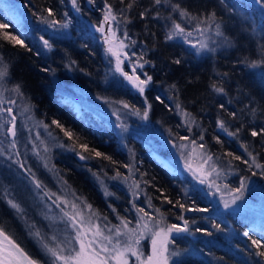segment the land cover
I'll return each instance as SVG.
<instances>
[{"label": "trees", "instance_id": "obj_1", "mask_svg": "<svg viewBox=\"0 0 264 264\" xmlns=\"http://www.w3.org/2000/svg\"><path fill=\"white\" fill-rule=\"evenodd\" d=\"M11 2L18 6L23 26L19 28L14 23L1 3L0 23L7 24L8 28L3 31L19 36L27 48L14 46L4 38L3 31H0V56L10 66L11 73L6 87L19 83L25 97L30 98V103L34 105L31 113L34 118L49 125L52 120L60 121L80 138L77 147L80 142L87 143L90 148L110 156L115 161L112 163L95 157L78 161L79 156L73 151L68 156L59 152L55 159L64 181L76 189L99 213L111 216L106 203L112 202L117 212L121 210L120 205H125L123 202H126V190L118 177H113H116L117 172L123 177L126 176L129 169L124 165H130L129 154L107 129L91 123L94 119L90 120L89 112L82 109V115L75 113L72 103L64 100L57 88V75L65 83L82 87L108 104H128L127 109L134 114L136 109L142 113L150 104L149 117L144 120L150 125V129L158 127L167 139L188 137L186 140H194L198 145L203 143L205 151L212 156L213 163L221 170L225 185L234 190L244 181L247 190L245 195L250 200L257 201L260 196L263 198L264 175L261 173L264 169L256 168L252 164L248 152L256 157L257 163L264 164V135L251 136L253 129L264 127V77L261 75L264 68L250 69L238 63L244 57L257 59L259 45L264 44V11L253 0H171V3L180 4L194 14L206 15L214 10L217 17L222 18L217 22L234 46L218 48L215 53H197L182 37L165 41L166 25H170V21L165 18L172 12L170 4L154 5L153 0H135L132 9L128 10L127 4L130 0H124L123 3L121 0H107L112 6L113 14L117 16V21H120H112L111 27L116 36L128 45L125 49L130 55V61L134 65L137 57L144 53V59L152 62L145 64L142 69L137 67L136 73L143 78L145 72L153 77L143 95L123 87L119 78L109 74L110 63L105 49L93 31L107 10L105 0H94V3L77 0L80 11L76 13L70 7L71 0ZM48 9L52 10V15ZM145 9L148 11L142 18L140 14ZM157 11L160 12V17H156ZM124 16L130 22L124 23ZM172 18L188 30L194 28L193 24L182 20L178 12H172ZM44 20L66 22L68 27L63 28L60 23L50 26ZM254 26L256 30L253 33ZM125 31L128 33L127 39L124 38ZM208 35L210 46L213 39H221L212 32H208ZM44 40L49 41L51 49L44 47ZM176 58L181 59L180 65L172 63ZM44 68L50 71H42ZM218 73H228V76L221 77ZM221 81L226 94H217L209 87L212 82ZM173 84L178 91L170 88ZM8 93L4 91L3 95L7 96ZM157 96L164 100L163 104L156 99ZM177 102L195 117L199 127L193 125L192 130H188L184 117L175 107ZM220 104L225 105L226 111L220 109ZM246 105L248 108L257 109L255 117L249 114ZM233 111L237 113L235 119L228 115ZM130 116L128 114L129 119ZM218 119H223L230 131H235L241 125L243 127L237 137H230L217 127ZM131 123L134 124L132 121ZM49 131L60 143L66 146L73 144L54 125H51ZM200 135L204 136L203 140H200ZM215 137H219L220 143ZM128 144L133 150L135 176L142 183L143 195L151 198V204L167 216L169 224L183 225L184 220L188 221L189 230L185 232L186 236L177 239L176 246L181 249L180 256L170 264H264L260 257L250 255L255 249L251 247L248 237L241 235V231L245 230L252 239L264 242V209H259L264 203L260 202V206L252 207L244 213L225 211L204 215L198 211L182 210L178 204H184L186 209H190L207 208L209 203L185 194L186 186H190L192 191L197 189L159 163L151 154L152 147L142 139L130 133ZM242 144L247 146L248 152L241 147ZM229 152L240 156L241 160L226 155ZM58 157L64 159L69 166L60 163ZM244 160L249 163H244ZM33 162L37 164L35 160ZM249 164H252L251 168ZM93 173L114 194L109 197L108 202L102 196L101 183L99 186L91 178ZM202 186L207 190L206 183ZM164 197L171 200L172 204H168ZM8 209L6 204L0 205V224L5 226L9 235L25 252L38 256L33 244L30 245L31 249L27 248L16 236L10 234L11 229L19 237H25V240L29 237L22 227L10 220ZM180 216L184 219H178ZM257 220L260 224L256 223Z\"/></svg>", "mask_w": 264, "mask_h": 264}, {"label": "snow or ice", "instance_id": "obj_2", "mask_svg": "<svg viewBox=\"0 0 264 264\" xmlns=\"http://www.w3.org/2000/svg\"><path fill=\"white\" fill-rule=\"evenodd\" d=\"M89 3H94V0H88ZM124 0H121L123 3ZM154 5H162V4H170L172 12H178L179 17L194 25L193 31H189L182 23L177 22L176 19L172 18V12L168 14L165 18L170 21V25H166L167 31L165 33V41L174 40L177 37H183L186 43L192 45L193 48L197 49V52H212L215 53L218 48H230L233 47V42L230 38L225 36L224 32L221 30V24L217 21L222 19L217 17L216 12L210 11L206 15L194 14L187 8L181 7L180 4H173L171 0H153ZM262 11H264V0H253ZM72 7L76 11H80L77 0H71ZM135 4V0H130L127 4V9L131 10L133 5ZM105 8L107 9L104 12L103 21L96 28V31L105 33L107 31V35L104 36V42L108 45L107 52L116 58L115 71L119 72L125 80H127L132 87H134L141 95L144 94L145 88L153 81V77L148 75V73H143L144 79H141L140 75H137V67L143 68L145 64H151L152 62L144 59V53H141L140 56L137 57V61L134 63L132 68V73L124 71L122 68V64L124 61L121 59V54L127 57V53H124L123 50L128 47L124 43L123 39H120L116 36L115 30L109 26L107 30L104 25L110 24L112 21H117V16L113 14V9L110 4L105 0ZM50 15H52V10H47ZM148 10L145 9V12H141V17L145 16V13ZM123 14V13H121ZM67 15V13H65ZM156 17H160V12H156ZM43 22L49 23L50 26H54L57 23H60V26L63 28L68 27V23H61L59 21H48L44 20ZM124 23L130 22L127 16L123 18ZM8 28L7 24L0 23V31L6 30ZM255 26L252 28V32H255ZM193 32L199 33L201 36H204L208 32L214 33V36L217 38H221L219 40L213 39L212 45L208 43L206 40H198L196 43H192L191 39H189ZM4 38L11 41L14 46L19 45L20 47L27 48L24 41L19 38V36L12 35L7 31H3ZM124 38H128L127 31L124 32ZM43 39V38H41ZM135 44V41H132ZM44 47L51 49L52 45L49 41H43ZM29 51L31 49H28ZM135 55V53H133ZM73 64L75 61L72 62ZM173 64L180 65L182 63L180 58H176L172 60ZM238 63L243 64L245 67L250 69L264 68V44L259 45V53L257 59H249L248 57H244L242 60L238 61ZM42 71H50L48 68L42 69ZM10 66L4 61L3 57L0 56V113H6L10 116V119L5 123L9 125L6 128L7 135H10L13 139L7 144L5 147L3 142L0 141V156L7 155V159L12 160V154L9 150H14L17 147V130H16V116L13 115V107H4V104L8 105H16V99L11 97H5L3 95L4 91H8L14 93L16 97L21 100L29 101L22 105V113L28 114L27 118L32 119V110L34 105L30 103V98L25 97L22 87L19 83L14 84L10 89L6 87V82L10 78ZM221 77L228 76V73H218ZM262 77H264V73H261ZM209 87L213 92L217 94H226V89L221 82H212ZM172 90L178 91L176 85L173 84L170 86ZM156 99L163 104L164 100L161 99L160 96H157ZM172 99V97H169ZM178 100V98H177ZM125 108H128V104H124ZM176 109L179 114L184 117L185 126L189 131L192 130V126L197 125L195 117L192 116L191 113L184 110L181 103L177 102L175 104ZM221 110H225V105H219ZM248 108V106H245ZM151 109V105L141 113L139 109L135 110V114L140 116L142 119L147 120L149 117V111ZM249 114L255 117L257 109L256 108H248ZM229 116L232 118L237 117L236 112H229ZM217 127L221 129L223 132L227 133L230 137H237L239 132L241 131L243 125L237 127L235 131H230L228 126L223 119L217 120ZM38 126L43 127L45 132L49 137L53 139H57L53 137L49 128L51 125H54L57 129H59L64 137H66L69 141H73L71 145H65L63 143H57L56 146L60 148L67 147V150L73 151L79 156L80 160H88L90 158H102L106 159L112 163V158L110 156L105 155L104 153L97 151L93 148H90L87 143L77 142L79 141V137L70 129L66 128L60 121L52 120L51 125L43 123V121L37 122ZM121 127L126 130L125 126L121 124ZM5 128V124H0V129ZM7 135L5 138H7ZM258 135H264V127L259 128V130L253 129L251 131V136L256 137ZM36 139L40 141V145H43V152L46 154L49 151V148L45 141L40 140V134L37 133ZM180 139H188V137H180ZM204 136L200 135V140H203ZM218 143H220L219 137H215ZM195 144V141H191ZM198 147L200 149H204L205 145L203 143L199 144ZM246 152H248L246 145H241ZM79 149V150H78ZM33 152L41 161L44 168L53 172V175L62 183V185H67V181H64L62 177H59L58 172L55 170V166L52 165L49 167V161L46 156L41 155V151L39 150V145L33 142ZM87 153V155L85 154ZM16 157L20 156V153L16 151ZM226 155L232 157L235 160H241L240 156H236L233 153L229 152ZM248 156L252 158V164L255 165L256 168L264 169V164H260L256 162V157L252 155L251 152H248ZM212 156L208 155L206 159L202 161L203 165L208 164L209 161H212ZM244 163L248 164V160H244ZM16 165H18L19 169H23L24 173L27 174V178L29 182L34 187L37 196H41L42 198L46 197L48 200H51L52 204L60 209L62 215L59 217H48L45 215V219H50L51 224H49V228L51 229L57 221L65 223L66 227L63 230V238L57 235L56 232H45L40 228H36L34 224H29L25 221V227L28 236L34 241L35 246L40 253L39 256L29 255L24 251L23 248L9 235L6 231V228L3 224H0V264H130V257L136 258V264H169L172 257L179 255V253L173 251L169 252V243L173 241L170 239L173 234H180L188 232V221L184 220L183 226L179 224H171L166 227H160V224L163 223L164 214L161 212L159 208L154 207L151 204V198L148 199V207L151 208L154 212L159 214V219L155 221L154 224L150 225V221L153 219L151 213L145 211L143 207H137L135 203H133L132 207L136 209L137 212V223L136 227H129L131 221L127 220L124 217H120L117 213V218L120 220L119 225H112L108 227L105 225L101 227L99 223L95 221L98 220L99 214L92 208V205L87 203L86 200H82L80 197L76 196L75 192H72L73 200L69 201L66 195H58L55 192H51L50 189L47 188V185L41 181L34 172H32L31 168H26L25 163L20 159H16L13 161ZM252 164H249L251 168ZM124 167L131 168L130 165H124ZM191 170V166L187 165ZM11 168V165H9ZM90 170V169H89ZM215 171V168L212 169ZM91 171V170H90ZM211 173L201 172V175H210ZM94 176H97L96 173H93ZM143 175V174H142ZM195 175V173H194ZM219 175V173H217ZM264 175V172L261 173ZM121 173L117 172L116 177L113 179L120 177ZM200 179V183H205L203 178L197 177ZM97 179L99 177L97 176ZM128 177H125L127 180ZM145 183H148L145 181ZM215 186L214 184L210 185V187ZM132 188L139 189V182L133 180ZM245 184L244 181H241L240 187L232 190L237 193L232 196L231 204H235L237 200L243 198ZM134 196H138V192L133 193ZM114 195L113 193L107 192L105 190V196ZM55 197V199H53ZM0 200H2L8 208L14 210V214L16 216H21L23 213V209L21 205L11 197L10 191L8 188L3 189V194L0 195ZM164 200L168 204H172L171 200H168L167 197H164ZM79 201V203H78ZM111 207V205H109ZM178 207L182 210L186 211H198V212H206L207 208H194V209H186L184 204H178ZM224 207L229 208L230 203L228 201H224ZM66 208L71 209V211L66 210ZM113 212H116V209H112ZM148 218V219H145ZM104 220H107V217H103ZM178 219L183 220V216L178 217ZM219 229V226H216ZM69 229L71 233L69 234ZM200 231V229H197ZM211 235V233H207ZM146 235H150L151 245H152V253L148 255L146 258L144 257L142 251L139 249V245L142 239L145 238ZM245 237L251 241V247L255 249L254 253H250V255H255L264 260V242L257 239H252L249 236V233L246 231L243 233ZM123 237V239H121Z\"/></svg>", "mask_w": 264, "mask_h": 264}, {"label": "rangeland", "instance_id": "obj_3", "mask_svg": "<svg viewBox=\"0 0 264 264\" xmlns=\"http://www.w3.org/2000/svg\"><path fill=\"white\" fill-rule=\"evenodd\" d=\"M1 1L10 17L13 19L14 23L19 27L23 26L18 7L13 3L12 5L9 4L6 0ZM70 7H72V5ZM76 12L77 11H75V13ZM102 21L103 19L100 20L97 27L101 24ZM109 26H112L111 22L110 24L104 25L106 30ZM93 31H95L99 41L105 49L106 56L110 63L109 74L113 77L119 78L123 87L131 88L133 92L139 93L127 80L124 79V77L119 72L115 71L116 58L106 51L108 45L104 42V36L108 34L107 31H105V33L98 32L96 31V29ZM189 31H193V29H189ZM182 39L184 40L183 37ZM189 39H191L192 43H196L198 40L207 39L208 43L210 44L208 33H206L204 36H201L199 33L193 32V35ZM187 44L191 48H193L191 44ZM193 50L197 52L196 48H193ZM123 52L127 53V57H125L123 53L121 54V59L124 61V63L122 64V68L124 71L131 74L133 63L130 61V55L128 54L126 49H124ZM136 74L139 75L138 73ZM62 76L64 75L62 74ZM58 78L59 77L57 75V88L62 94L63 99L67 101L69 100L72 103V108L75 113H77L78 115H82V109L89 112L91 114L89 116L90 120L94 119V122L91 121V123L93 125L107 129L111 135L113 134L117 138L120 145L122 146V149H124L129 154V164L131 168H128L129 170L125 176L128 177V179L125 180V177H123L122 174L117 178L118 181H120V184L122 183V186L126 190V202H123V204L125 205H120V212H117V210L116 212H113L112 209H116V207L112 205L113 203H106V208L111 215L110 217L99 213L92 207L99 214L100 218L95 222L99 223L101 227H104L105 225H107L108 227H111L112 225H119L120 220L117 218V213L120 217H124L127 220L131 221L129 227H136L137 212L136 209L132 207L133 203H135L137 207H143L145 208V211L151 213L153 219L150 221V225L154 224L155 221L159 219V214L148 207V198L143 195L144 189L142 183H140V180L135 176L134 154L132 148L128 144L130 133L142 139L149 147H152V156L169 172L182 177L183 179H185V181H188L195 186V188L197 189L196 191H192V188L190 186H186L184 189V193L189 194L190 197H197L198 199H202V201H204L205 203H209V207H207L208 210L206 212H200L201 214L215 215L216 213L219 214V212L222 213L225 211L244 213L246 212V210L252 207H258L261 205V203H264V194L263 198L259 195L260 197H258L257 201H252L245 195L247 190L244 188L243 198L237 200L235 204H231L232 196L236 195L237 193L233 192V189L224 184L223 181H225V179L221 173V170L215 165V163H213V161H209L208 164L203 165L202 167V161L208 156V153L207 151H205V149H200L198 147V144H193L189 140L180 138L167 139V136L163 135L158 127L154 126L152 129H150V125H148L147 122L144 121V119L134 114L131 110L125 108V103H118L114 105L108 104L106 101L100 99L99 97L92 96L88 90L83 89L82 87H78L77 85L65 83L61 78ZM141 79L144 78L141 76ZM7 88L10 89L11 87ZM13 96L15 97L13 99H16L15 94L9 92L5 97L12 98ZM17 100L18 101H16V105H8L7 103L4 104L5 108L13 107V115L16 116L17 147L14 150H9L12 154V160L7 159V155L0 156V195L3 194L4 188H8L11 197L21 205V208L23 209V213L21 214V216L23 218H21L20 216H16L14 214V210L10 208L8 209L9 212L7 211V214L10 220L19 227H22L26 233L27 231L25 227V221H27V223L29 224H34L36 228H40L45 232H49V234H51L52 232H56L57 235L63 238V230L66 227L65 223L57 221L56 224L50 229L49 224H51L52 222L50 219H45V215H47L48 217L61 216L62 213L60 209L53 205L51 200H48L46 197L42 198V194L41 196L36 195L37 190H35L29 182L27 174L24 173L23 169H19L18 165L13 163V161L16 159H20L22 162H24L25 167L31 168L32 172H34L36 176L41 181H43L45 185H47V188L50 189L51 192H55L58 195H66L67 199L71 201L74 199V197L72 196V192L74 191L76 196L80 197L82 200H85V198L79 192H77L76 189L69 185L68 182L66 186L62 185V183L59 182V180L53 175V172L43 167L42 161L36 155H34L33 142L39 145L41 155L46 156L49 161V167H51L52 165L55 166V170L58 172V174L59 171L55 163V159L58 156V153L61 152L62 154L67 156L68 154L71 155V153L69 150H67V148H60L56 146V144L60 142L57 139L49 137L43 127L37 125V122L39 121L38 118H34L31 114L33 118L28 119V114H21L22 105L25 103V101L21 100L20 98H17ZM128 114H131V119L128 118ZM0 118V124H5V128L0 129V141H2L4 146L6 147L7 144L13 139L6 133V128L9 125H7L5 122L10 119V116L6 113H0ZM85 120L90 121L87 118H85ZM131 121L134 122V124H132ZM121 124L125 126L126 130L121 127ZM37 133L40 134V140L45 141L49 148V151L46 154L43 152V145H40V141L36 139ZM6 135L7 138H5ZM53 137L56 138L55 135H53ZM16 151L20 153L19 157L15 156L14 153ZM33 160H35L37 164L34 163ZM77 160L82 161L79 157ZM1 161L3 163H1ZM60 163L65 166H69L67 162L61 158ZM9 165H11V168H9ZM187 165L191 166V170L189 169V167H187ZM213 168H215V171L212 170ZM201 172H210L211 174L202 176ZM217 173H219V175H217ZM59 177H61L60 174ZM197 177L203 178L205 180L207 190H204V187L200 183V179H198ZM91 178L98 184L102 182L101 180V182L98 181L96 179L97 177H95L93 174L91 175ZM133 180L139 182V189H134L131 187ZM212 184H214L215 186L210 187V185ZM100 190L102 196L105 198V200H107V202L109 197L111 198L112 196H114H105V190L110 193V191H108L109 188L106 183H101ZM134 192H138V196H134ZM53 199H55V197H53ZM224 201H228L230 203L229 208L224 207ZM1 204L5 203L1 200ZM109 205H111V207H109ZM259 209H264V206L261 205ZM66 210L71 211V209L68 208H66ZM192 211L197 212L195 210ZM105 216L107 217V220L103 219V217ZM256 223L260 224V221L257 220ZM168 225L171 224L168 223L167 216L164 215V220L163 223L160 224V227H166ZM244 232L246 231H241L242 236H244ZM70 233L71 230L69 229V234ZM10 234H12L14 237L16 236V238L27 248L31 249L30 245L33 244L35 252L40 255L34 241L30 237H26L27 240H25V237H19L11 229ZM184 236H186V233H174L170 238L173 242L169 243L168 245L169 252L171 253L175 251L179 253V255L172 257L169 264L172 261H175L180 256L181 249H179L176 244L178 243L177 239H181V237ZM121 239H123V237ZM29 242L31 244L28 245ZM139 249L140 251H142L145 258L148 255H151L152 245L150 235H146L145 238L141 240ZM130 264H136L135 257H130Z\"/></svg>", "mask_w": 264, "mask_h": 264}]
</instances>
